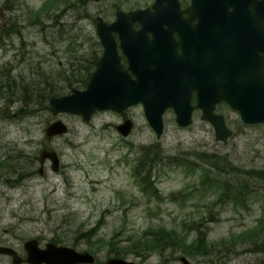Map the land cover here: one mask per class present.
Here are the masks:
<instances>
[{
    "label": "rangeland",
    "instance_id": "rangeland-1",
    "mask_svg": "<svg viewBox=\"0 0 264 264\" xmlns=\"http://www.w3.org/2000/svg\"><path fill=\"white\" fill-rule=\"evenodd\" d=\"M151 1L0 0V81L10 77L15 85L10 94L0 91V156L11 157L17 166L47 146L60 158L58 172L48 162L43 175L36 172L37 162L20 167L26 176L19 182L0 169V244L21 257L26 255L23 242L35 237L41 247L51 241L89 251L94 264L112 257L136 264H184L180 257L187 264L241 263V227L264 207V179L247 173L264 171V123L244 124L226 110L232 134L222 143L199 111L189 126L179 127L168 108L157 138L136 104L124 113L133 127L122 137L115 126L123 114L96 111L88 122L80 115L54 116L48 100L36 93L44 80L53 83L63 63L79 67L90 50H99L97 16L111 21L116 8ZM19 86L28 90V102L21 91L12 94ZM68 91L63 88L61 94ZM54 118L63 120L68 131L49 139L44 128ZM154 145L162 156L152 170V194L141 190L133 172L141 149ZM247 183L239 196L232 194ZM158 227L184 237L185 247L155 244L151 238L157 235L150 229ZM88 230L94 235L84 234ZM142 235L149 238L146 246L132 247ZM197 238L207 245L205 251L187 247ZM0 264H11L10 258L0 255Z\"/></svg>",
    "mask_w": 264,
    "mask_h": 264
},
{
    "label": "water",
    "instance_id": "water-1",
    "mask_svg": "<svg viewBox=\"0 0 264 264\" xmlns=\"http://www.w3.org/2000/svg\"><path fill=\"white\" fill-rule=\"evenodd\" d=\"M152 7L153 12L148 8L129 12L119 10L112 23L98 19L96 31L103 45L102 55L96 61L85 89L74 88L67 95L49 99L52 114L79 113L84 120H89L95 109L111 108L120 112L129 105L141 101L145 116L157 137L162 133V113L168 106L173 107L178 125L187 126L191 123L193 109L189 102L191 89L178 86L177 81L181 72L179 58L175 53L174 43L168 36L163 35L162 30L164 24L170 27L174 22L169 13L178 12L177 1L155 0ZM133 21L140 22L138 30L132 28ZM148 31L152 33L151 39H148ZM112 32L118 33L120 47L128 64L126 68L120 62ZM131 73L134 74V78L131 77ZM257 85L263 87L258 89L259 93L255 97L250 94L243 95L244 88L240 85L214 88L213 96L206 89L199 90L196 107L202 109L201 119L209 121L213 126L216 140L226 142L231 135L224 117L212 112L214 102L221 98L239 111L244 123L264 122V81ZM131 127V120L126 119L117 126V129L126 136ZM66 130L67 127L61 120H55L46 126L45 133L51 137ZM45 159L51 161L53 171H58L59 159L56 152L42 149L39 154L41 164L38 168L39 173H43ZM23 245L27 253L25 260L29 264H91L95 261L94 256L88 251H78L69 246L47 242L44 248H41L35 238L27 239ZM0 254L10 255L12 264H20L22 261L16 250L9 246L0 245ZM181 261L187 264L184 257H181ZM106 264L135 263L112 257Z\"/></svg>",
    "mask_w": 264,
    "mask_h": 264
},
{
    "label": "flooded vegetation",
    "instance_id": "flooded-vegetation-1",
    "mask_svg": "<svg viewBox=\"0 0 264 264\" xmlns=\"http://www.w3.org/2000/svg\"><path fill=\"white\" fill-rule=\"evenodd\" d=\"M169 14L174 22L163 25V35L174 42L181 66L178 83L191 89L192 105L202 89L213 96L214 88L240 85L243 95L259 93L262 86L255 83L264 79V0H178V13ZM219 72L246 74L220 80ZM253 74L259 78L251 84ZM226 110L239 117L225 100L214 103L213 113L229 117ZM197 111L201 116L196 108L192 114ZM239 251L240 264H264V210L243 223Z\"/></svg>",
    "mask_w": 264,
    "mask_h": 264
},
{
    "label": "trees",
    "instance_id": "trees-1",
    "mask_svg": "<svg viewBox=\"0 0 264 264\" xmlns=\"http://www.w3.org/2000/svg\"><path fill=\"white\" fill-rule=\"evenodd\" d=\"M43 10V9H41ZM37 13H40V11H37ZM7 32H5L6 34ZM92 40L93 39L92 37ZM99 45L97 41V46ZM99 50L98 49H92L86 54L85 62L84 64H81L79 67L77 66V62H68L63 63L61 67V71L55 73L53 83H50L48 80H44L42 83H39L36 89V93L38 97H43L45 100L48 99L51 96L59 95L61 94V90L63 88L70 89L72 87H81L85 84L89 74L94 68L95 61L98 58ZM58 81H61V85L58 84ZM15 86L10 77L9 79H1L0 81V91L4 93L5 95L10 94V89ZM21 88V89H20ZM17 91H21L22 100L28 101V90L25 86L23 87H17L15 91L12 92V94L16 93ZM161 149L159 147L149 146V147H143L140 151V154L136 160V165L134 169V175L139 183V187L141 190L145 192H149L152 194H155L156 187L154 186V182L151 179L152 176V170L156 164L159 163L161 160ZM2 158V159H1ZM29 158V157H27ZM12 159L11 157L6 158V156L2 155L0 156V169H5L10 172V174L17 173L18 178H22L25 176L24 173L19 172L20 167H27L29 164L32 163V159H24L23 162L25 163L24 166L20 165L19 163L16 165H12L9 161ZM16 162H22L21 160H18ZM247 173H252V178H258V179H264V171H258V170H252L248 171ZM226 182V181H223ZM243 187H248L247 184H240L239 186L235 187V189L232 191V194L237 197L239 196L241 189ZM226 191V188H224V192ZM162 227L158 228H151L150 232L157 236L154 238H151V240L157 244H161V246H165L166 243L169 244H178L185 247V240L184 237H178L177 234H174L171 231H165ZM93 231V230H92ZM88 230L84 234H89L90 236H93L95 232H92ZM146 233V232H145ZM147 234V233H146ZM149 238H146V236L142 235L137 239L132 240L133 245L132 247H141V245L146 244ZM54 240V239H53ZM57 243V242H55ZM144 247L146 245H143ZM187 247L190 248H196L197 250L205 251L207 249V245L204 243L201 239H195L192 241ZM129 248V246L127 247ZM119 254V252H117Z\"/></svg>",
    "mask_w": 264,
    "mask_h": 264
}]
</instances>
